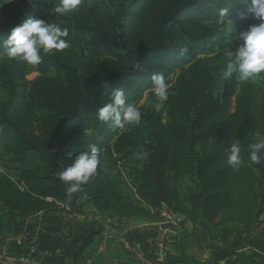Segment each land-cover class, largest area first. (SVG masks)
I'll return each instance as SVG.
<instances>
[{
    "label": "trees",
    "instance_id": "16d2710c",
    "mask_svg": "<svg viewBox=\"0 0 264 264\" xmlns=\"http://www.w3.org/2000/svg\"><path fill=\"white\" fill-rule=\"evenodd\" d=\"M250 4L82 0L66 18L69 47L43 56L39 65L4 61L0 47V86L7 95L0 104V206L9 221L39 213L71 218L58 251L43 264L79 259L103 220L160 223L164 205L194 226L204 223L212 235L227 226L251 232L264 213V159L253 164L248 147L256 132L264 134V78L246 86L224 79L228 56L221 51L230 30L247 22L240 15ZM39 7L32 0H0V45L12 28L37 19ZM185 65L159 110L150 92L149 106H139L153 73L166 78ZM26 66L39 73L33 81ZM118 89L140 108L139 124L113 129L111 121L97 119ZM233 143L241 148L238 169L227 164ZM90 145L98 148L100 164L69 201L59 173ZM119 167L132 188L120 181ZM188 237L183 231L170 264H199L186 252ZM250 260L264 264L257 255Z\"/></svg>",
    "mask_w": 264,
    "mask_h": 264
},
{
    "label": "clouds",
    "instance_id": "9594fccd",
    "mask_svg": "<svg viewBox=\"0 0 264 264\" xmlns=\"http://www.w3.org/2000/svg\"><path fill=\"white\" fill-rule=\"evenodd\" d=\"M35 4L38 0H32ZM82 0H59L54 7V13L66 16L73 13ZM245 4L248 0H244ZM226 9L221 10L223 18ZM241 19L258 21L250 25L247 30L237 33L235 39L240 41L234 52H228V59L222 71L224 79L235 77L241 83L255 82L264 78V0H251L246 13H241ZM69 30L42 19L28 18L22 24L12 28L6 40L0 47L6 50L9 59L27 65H39L43 56L55 55L69 47L66 39ZM140 65L137 64V68ZM169 85L161 73H153L150 88L145 95L152 93L155 100L154 107L159 110L162 103L168 99ZM142 112L133 102L128 101L123 89L110 92L109 101L99 108L97 119L101 122L111 121L113 129L124 128L125 124H139ZM255 142L249 144V159L253 164H259L264 159V134L256 132ZM90 151L77 154L72 163L59 173L60 181L67 185V198L72 199V194L82 190L90 177L96 174L100 164L99 150L95 145L89 146ZM241 148L238 143H233L227 153V164L233 169H238L242 164ZM137 159H142L140 153Z\"/></svg>",
    "mask_w": 264,
    "mask_h": 264
},
{
    "label": "crops",
    "instance_id": "0c3cea01",
    "mask_svg": "<svg viewBox=\"0 0 264 264\" xmlns=\"http://www.w3.org/2000/svg\"><path fill=\"white\" fill-rule=\"evenodd\" d=\"M4 213L7 214V211H4ZM70 219L54 216L51 213H39L27 218H16L13 221H9L6 215H2L0 216V238L16 237L25 231H29L31 237L35 238L40 245L37 259L39 264H43L54 252L58 251L64 223ZM96 220L101 222L100 218H96ZM260 220H263L262 223L258 222L253 226L246 240L242 239V235L237 232V228L234 226L221 228L215 231L213 235L209 233L215 238L214 244H208L207 241L204 242V237L207 239L208 235V233L203 235V232L208 230L204 223H200L198 226H194L191 223L184 224L183 231L189 236L186 241V252L188 255L194 256L199 264H201L200 256L204 252L201 251L206 248H210L213 252L208 264H252L250 256L241 260L239 255L241 253H249L264 258V213L260 216ZM114 223H116L118 231L132 242H144L155 234L158 229V223L130 224L122 223L118 220H114ZM201 226L204 228L202 229ZM236 234L237 239L235 242L232 239L233 243H228L231 240L230 238ZM199 240L204 243L203 248H201ZM99 242L100 237L97 235L81 257L86 258L92 254ZM220 243L224 245L223 248L217 247ZM230 247H232V250H227ZM106 249L105 257H100L96 264H109L108 258L109 261L110 259H118L119 264H136L113 240L108 242ZM19 250L22 251V248L19 247ZM174 252L176 253V251Z\"/></svg>",
    "mask_w": 264,
    "mask_h": 264
},
{
    "label": "built area",
    "instance_id": "2783aa9c",
    "mask_svg": "<svg viewBox=\"0 0 264 264\" xmlns=\"http://www.w3.org/2000/svg\"><path fill=\"white\" fill-rule=\"evenodd\" d=\"M128 184L132 188L130 181ZM162 217L163 221L158 223L156 233L144 242L130 241L118 231L114 220H103L99 233L100 242L95 251L86 258L80 257L77 260H71L70 264H96L100 257H105L107 244L110 240L117 243L136 264H170L169 259L175 255L176 244L184 230L183 225L189 224L190 221L182 215L170 211L165 205L162 208ZM19 247L22 248V251L19 250ZM217 247L223 248L224 245L220 243ZM39 251L40 245L35 238L31 237L29 231L16 237L0 238V264H39L37 259ZM212 253L210 248H206L200 256L201 264H208ZM108 262L109 264H119L118 259L109 261L108 258Z\"/></svg>",
    "mask_w": 264,
    "mask_h": 264
},
{
    "label": "rangeland",
    "instance_id": "374dc122",
    "mask_svg": "<svg viewBox=\"0 0 264 264\" xmlns=\"http://www.w3.org/2000/svg\"><path fill=\"white\" fill-rule=\"evenodd\" d=\"M58 2H59V0H38V3H39V15H38V17H37V19H42V20H44L45 22H48V23H54V24H57V25H59V26H61L62 28L63 27H66L68 30H69V24H68V22H67V20H66V18L69 16V14L68 15H66V16H59V15H56L55 13H54V7L56 6V4H58ZM256 23H258V21H256V20H252V19H248L247 20V22L244 24H241V25H237V26H235V27H233V29H235L234 31H231L230 30V32H229V34H231L230 35V37L228 38V40H226V43H227V45H228V47L226 48V49H223V50H221L222 52H226V53H228V52H234L235 50H236V48L239 46V43H241L240 41H238V40H236L235 39V36L237 35V33L239 32V31H242V30H247V28L250 26V25H252V24H256ZM71 37V32H70V30H69V35H68V38H70ZM67 38V37H66ZM67 38V39H68ZM71 47H73V49L74 50H76L77 51V47H75V46H71ZM218 51V49H216L215 51H211L210 53H201L200 54V56H199V58H205V57H211V56H214L215 55V53L214 52H217ZM78 52V51H77ZM4 59V61H15V60H11V59H9L8 57H7V55H6V53L3 55V57H2V60ZM188 68V66L187 65H185V66H178V67H176L175 69H173V70H171L170 71V73H169V75L165 78L166 79V82L168 83V85H169V88L174 84V82L176 81V79L178 78V76L182 73V74H184L185 73V71H186V69ZM26 72H27V76H26V79L28 80V81H33L34 79H36L38 76H39V73H37L32 67H29V66H26ZM53 74H55V73H53ZM255 82H248V83H243L242 85H244V86H246V85H251V84H254ZM256 86V85H255ZM6 98H7V95H6V93L2 90V88H1V86H0V104L4 101V100H6ZM147 99H148V97H147V95H145L144 96V98H143V100L140 102V104H139V106H146V107H148L149 106V103H148V101H147ZM233 101H234V99H233ZM234 103H233V105H232V111H233V109H234ZM163 113H165V112H163ZM164 121H165V116H164ZM147 147V145L144 143V144H142V149H145L146 147ZM130 162L131 161H127L125 164L127 165V166H129V164H130ZM104 164H105V162H104ZM0 168H1V166H0ZM119 170L121 171V175H120V181H124V182H128L129 183V179H127V176L123 173V171H122V168L121 167H119ZM125 171V170H124ZM126 172V171H125ZM89 213H92V212H90V211H88ZM4 210L1 208L0 209V216H5L6 215V213H4ZM7 216V215H6ZM262 221L263 220H260V217L258 218V220H257V222H256V224L259 222V223H262ZM123 223V222H122ZM126 223V222H125ZM128 223V222H127ZM202 227V229L204 228L203 226H201ZM202 232H203V230H202ZM208 233V235H207V239H205V237H204V242H206L207 241V243L208 244H214V241H215V238L214 237H212L210 234H209V232H208V230H206V231H204L203 232V235H205V234H207ZM235 234V233H234ZM240 235H242V239H248V234H241L240 233ZM231 240H229L228 241V243H233V240H234V242H235V240L237 239V234L236 235H233L232 236V238H230ZM233 239V240H232ZM200 241V240H199ZM200 243H201V248H203L204 247V243H202V240L200 241ZM194 244H195V241H194ZM198 248V247H197ZM200 248V247H199ZM227 250H232V247H230V248H227ZM204 251V249L201 251V252H203ZM249 256H252V254H249V253H244V254H240L239 255V258H241V260H243V259H246V258H248Z\"/></svg>",
    "mask_w": 264,
    "mask_h": 264
}]
</instances>
